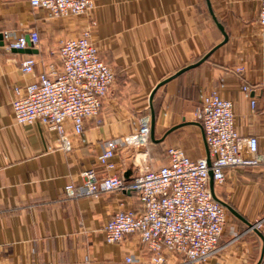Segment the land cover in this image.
<instances>
[{
  "label": "crops",
  "instance_id": "crops-1",
  "mask_svg": "<svg viewBox=\"0 0 264 264\" xmlns=\"http://www.w3.org/2000/svg\"><path fill=\"white\" fill-rule=\"evenodd\" d=\"M93 2L88 14L50 18L30 0H0V264H130L126 256L141 260L135 264H150L152 257L138 235L129 234L114 243L105 240L104 227L118 209L142 211L134 191H102L98 198H74L66 195L65 186L81 183V172L88 168H95L99 177L119 174L131 180L138 172L133 148L121 146L112 159L116 168L107 170L98 163L106 141L134 134L140 116L151 114L150 94L158 83L217 45L201 64L157 89L154 138L149 134L152 150L160 153L156 159L163 157L161 164L169 160L168 147L182 148L194 160L207 156L204 129L194 111L201 92L217 91L233 101L243 151L248 153L252 141L258 151H264L260 0H210L228 34L222 44L224 34L207 0ZM90 26L100 56L117 76L102 98L99 113L84 119L82 135L74 133L71 120L66 121L72 145L65 149L54 127L40 121L16 122L11 101L15 86L34 81L49 63L60 67L62 41ZM34 28L41 37L39 48L32 47L37 52L4 47V31L16 39ZM28 56H34L37 64L33 73L24 74L21 61ZM245 84L252 87L250 96L243 90ZM215 192L255 222L264 213V167L227 169L225 182L215 184ZM247 229V223L229 211L219 253L201 264H256L263 240L257 231ZM170 259L178 261L179 256Z\"/></svg>",
  "mask_w": 264,
  "mask_h": 264
},
{
  "label": "built area",
  "instance_id": "built-area-1",
  "mask_svg": "<svg viewBox=\"0 0 264 264\" xmlns=\"http://www.w3.org/2000/svg\"><path fill=\"white\" fill-rule=\"evenodd\" d=\"M33 7L47 12L50 18H67L88 14L93 0H30ZM93 23V21H92ZM259 37L264 45V0H260ZM8 51L38 47L41 37L37 28L16 39L8 31L3 32ZM58 56L61 66L47 64L34 81L15 86L11 101L16 122L40 121L58 130L61 146L69 149L72 138L66 132L65 123L71 120L73 131L82 135L84 119L99 113L102 98L115 82L116 72L99 54L92 39L91 26L79 36L62 41ZM37 60L28 56L21 61L24 74L35 71ZM247 96L252 87L243 86ZM253 107L256 100L251 99ZM195 118L201 121L211 162L207 156L191 159L182 148L168 147V162L156 165L148 155L151 114L140 116L137 131L128 136L108 139L105 149L98 155V163L107 170H114L112 160L124 145L140 148L133 154L138 167L137 174L126 180L119 174L99 177L95 168L81 172V183H68V197L91 196L98 198L102 191L123 189L134 191L142 203V211L131 208L118 209L104 227L105 240L121 241L129 234L139 236L140 242L153 256L150 264H201L217 255L227 223V208L216 200L210 189V171L215 184L226 180V170L236 167H264V151H258L255 141L247 144L248 153L242 148V137L235 124L233 101L217 91L201 92ZM264 230V215L252 223L246 232ZM236 238L240 234L236 233ZM171 255L179 256L172 261ZM130 264L140 263L134 256H126ZM41 264H54L50 261ZM260 264H264V253Z\"/></svg>",
  "mask_w": 264,
  "mask_h": 264
},
{
  "label": "water",
  "instance_id": "water-1",
  "mask_svg": "<svg viewBox=\"0 0 264 264\" xmlns=\"http://www.w3.org/2000/svg\"><path fill=\"white\" fill-rule=\"evenodd\" d=\"M208 1V5H209V10L213 16V18L215 19V21L217 22V25L218 27L221 29L222 33L224 34V39L223 41L220 43L222 44L223 42L227 41L228 39V34L226 33L225 29H224V26L222 25V23H220L217 18L215 17L214 15V12L212 10V7H211V3H210V0H207ZM0 37H2V35L0 34ZM218 46V45H217ZM216 46V47H217ZM214 47L209 53H207L204 57H202L200 60H198L197 62H194L192 64H189L183 68H181L180 70H178L175 74L171 75L170 77L162 80L160 83H158V85L152 90L151 94H150V106H151V138H154V129H155V112H154V108H153V99H154V96H155V93L157 91V89L163 85L164 83H166L167 81H169L170 79L176 77L177 75L181 74L182 72L190 69V68H193L199 64H201L203 61H205L209 55L212 53V51L216 48ZM12 51H18V52H37V49L36 48H32L31 46L27 47V48H22V49H13ZM183 123L181 124H178V125H175L173 126L171 129L177 127V126H180L182 125ZM170 131V130H169ZM206 149H207V158H208V161L209 163L211 162V158H210V154H209V148H208V145L206 144ZM210 189H211V193L213 195V197L220 201L226 208L228 211H230L231 213H233L235 216H237L238 218H240L242 221H244L245 223H247L248 227L252 226V223L249 222L240 212H238L230 203H228L227 201L219 198L215 192V182H214V178H213V172L210 171ZM255 231H257L262 240H263V249H262V255L259 259V261L256 263V264H260V261H261V258L263 256V253H264V234L256 229Z\"/></svg>",
  "mask_w": 264,
  "mask_h": 264
},
{
  "label": "rangeland",
  "instance_id": "rangeland-1",
  "mask_svg": "<svg viewBox=\"0 0 264 264\" xmlns=\"http://www.w3.org/2000/svg\"><path fill=\"white\" fill-rule=\"evenodd\" d=\"M146 113H148V112H146ZM146 113H144V114H146ZM143 115V114H142ZM149 139H150V137H149ZM140 148H138V147H136V149L135 148H133V153L132 154H134L135 155V153L136 152H138V150H139ZM143 149H145V150H148V155H149V157L150 158H152L153 159V161H154V163L156 164V165H160L162 162H163V157H162V155H161V159H156V156H158L159 155V157H160V153H157V155H156V153H155V151H153L152 150V144L150 143V141H149V144H148V146H147V148H143ZM133 160H134V162H135V158L133 157ZM157 160H158V162H157Z\"/></svg>",
  "mask_w": 264,
  "mask_h": 264
},
{
  "label": "trees",
  "instance_id": "trees-1",
  "mask_svg": "<svg viewBox=\"0 0 264 264\" xmlns=\"http://www.w3.org/2000/svg\"><path fill=\"white\" fill-rule=\"evenodd\" d=\"M116 76H117V74H116ZM115 80H116V77H115ZM150 142H151V139H150ZM227 212H229V211L227 210ZM263 215H264V213H263ZM147 252L151 255V257L154 255L153 252L148 249V247H147Z\"/></svg>",
  "mask_w": 264,
  "mask_h": 264
},
{
  "label": "bare ground",
  "instance_id": "bare-ground-1",
  "mask_svg": "<svg viewBox=\"0 0 264 264\" xmlns=\"http://www.w3.org/2000/svg\"><path fill=\"white\" fill-rule=\"evenodd\" d=\"M151 131V130H150ZM150 134V133H149Z\"/></svg>",
  "mask_w": 264,
  "mask_h": 264
}]
</instances>
